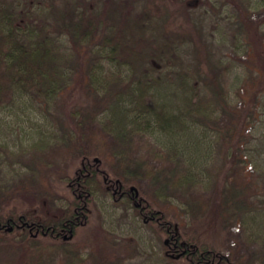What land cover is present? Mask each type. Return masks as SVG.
<instances>
[{
	"label": "trees",
	"instance_id": "16d2710c",
	"mask_svg": "<svg viewBox=\"0 0 264 264\" xmlns=\"http://www.w3.org/2000/svg\"><path fill=\"white\" fill-rule=\"evenodd\" d=\"M18 90L56 105L53 148L66 154L69 193L54 198L39 179L56 164L46 139L26 161L11 153L25 169L0 176V264H133L137 250L121 257L130 244L110 231L83 251L97 192L168 236L164 254L178 253L177 264H244L213 237L264 207V184L247 192L264 178V0H0V107ZM192 126L242 178L192 169L179 147L201 143ZM209 185L206 204L191 198ZM172 198L187 200L185 223L162 209Z\"/></svg>",
	"mask_w": 264,
	"mask_h": 264
},
{
	"label": "rangeland",
	"instance_id": "374dc122",
	"mask_svg": "<svg viewBox=\"0 0 264 264\" xmlns=\"http://www.w3.org/2000/svg\"><path fill=\"white\" fill-rule=\"evenodd\" d=\"M3 98L4 100L0 107V176H13L11 174L14 173V168L17 171L25 169L20 167L24 165L19 162V159L12 160L14 157H12L11 153H18L19 150H22L23 154L21 155V159L24 158V161H26L36 154L37 143L46 139L48 146L45 154L53 162L56 161V164H52L47 169H44L43 177L40 175L39 179H42L41 181L45 185L54 187L52 188V196L54 198H62L64 201L65 198L60 196L68 194L69 192L67 182L61 178L60 172L63 171V164L65 165L67 158L62 149L53 148L56 145V139L52 137L56 129V122L53 123V119L57 113L56 105H52L51 109L47 110L40 100L20 90L13 96L7 93ZM64 107V103L60 104L59 112ZM191 130H194V135L198 139H202L203 142L197 143L196 141L188 142L185 140L183 143L178 144L179 147L184 149L187 154L185 155L189 156L187 159L191 162L190 164H192L194 171L200 172L205 179H208L211 174L217 172V167L221 166L223 168V170H219L221 179L230 169H233L229 172L231 175H234V172L239 174L241 178L243 177V167L235 168L236 163L233 159L227 158L224 163V157L214 156L215 148L212 147L211 139H208L210 135H205L204 138L202 129L198 126H192ZM98 135L103 136L100 132H98ZM161 138L163 140L164 138L167 139V135H162ZM194 146L196 147L195 150L192 148ZM223 148H227L226 145ZM223 150L221 152H224ZM10 155L11 158L9 159ZM161 161L157 160V162ZM44 173L46 176H44ZM253 179L255 181L248 184L247 192L254 195L257 188L259 189L258 193L263 192L262 186L264 184V178L255 174ZM239 181H241L240 178ZM212 189V185L195 188L192 191L191 198H195L198 202L206 204L212 195ZM187 204L185 198H183V202L172 198L171 202L161 203V207L162 209H167L175 221L181 220L182 223H185L189 218V213L184 210L187 209ZM89 213L90 220L83 226L78 237L84 246L83 251H89L93 245L97 246L98 242L105 245V235L107 236L110 231V234L113 233L111 236L108 235L110 239L114 238L118 242L124 241L130 244L129 247L124 246L126 250H118L121 257L127 256L128 254L132 255L137 250L130 259L133 264H157L158 262L163 264L165 261L170 262V264H177L179 260L178 253L174 254L171 252V256L164 254V250L166 249L164 248L163 240L168 242L170 238L168 236L159 238L157 234L147 227L142 219L134 215L132 205L120 202L114 194L97 192L93 196ZM243 220L238 221L230 229L223 230L220 234L214 236L213 242H218L222 250L226 254H230L231 259L236 262L260 264L261 254L259 252L263 244L256 239L258 236L264 238V207L261 210L248 212ZM88 238L89 240H87ZM253 252L255 253L253 254ZM44 253L46 251H43ZM34 262L35 260H30V264H34ZM12 264L26 263H24V258L21 257Z\"/></svg>",
	"mask_w": 264,
	"mask_h": 264
},
{
	"label": "water",
	"instance_id": "95a60500",
	"mask_svg": "<svg viewBox=\"0 0 264 264\" xmlns=\"http://www.w3.org/2000/svg\"><path fill=\"white\" fill-rule=\"evenodd\" d=\"M9 229H12V227H9Z\"/></svg>",
	"mask_w": 264,
	"mask_h": 264
}]
</instances>
